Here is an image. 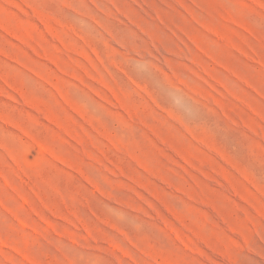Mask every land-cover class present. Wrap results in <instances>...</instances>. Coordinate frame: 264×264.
<instances>
[{"label": "rangeland", "instance_id": "374dc122", "mask_svg": "<svg viewBox=\"0 0 264 264\" xmlns=\"http://www.w3.org/2000/svg\"><path fill=\"white\" fill-rule=\"evenodd\" d=\"M0 264H264V0H0Z\"/></svg>", "mask_w": 264, "mask_h": 264}]
</instances>
